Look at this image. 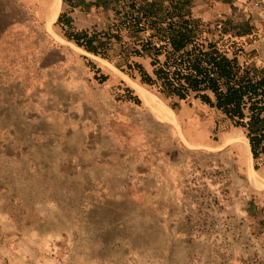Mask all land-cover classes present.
<instances>
[{
    "label": "rangeland",
    "instance_id": "rangeland-1",
    "mask_svg": "<svg viewBox=\"0 0 264 264\" xmlns=\"http://www.w3.org/2000/svg\"><path fill=\"white\" fill-rule=\"evenodd\" d=\"M75 1L76 28L107 29L110 11ZM51 3L0 0V264H264V161L252 160L250 185L245 145L231 141L243 132L197 99L172 109L176 99L67 41L57 18L46 28ZM196 4L212 31L223 19L241 61L264 65L228 0ZM206 216L234 232L198 235Z\"/></svg>",
    "mask_w": 264,
    "mask_h": 264
},
{
    "label": "trees",
    "instance_id": "trees-1",
    "mask_svg": "<svg viewBox=\"0 0 264 264\" xmlns=\"http://www.w3.org/2000/svg\"><path fill=\"white\" fill-rule=\"evenodd\" d=\"M61 2L70 9L60 12L56 23L67 41L111 62L164 99H176L172 109L193 98L219 112L244 133L258 169L264 161V65L241 61V48L225 31L216 34L196 16L190 0H89L112 13L104 31L76 28L70 15L76 1ZM115 44L118 51L111 55ZM88 63L99 82L107 79ZM125 94L139 102L130 87Z\"/></svg>",
    "mask_w": 264,
    "mask_h": 264
},
{
    "label": "built area",
    "instance_id": "built-area-1",
    "mask_svg": "<svg viewBox=\"0 0 264 264\" xmlns=\"http://www.w3.org/2000/svg\"><path fill=\"white\" fill-rule=\"evenodd\" d=\"M228 2L233 14L239 17L248 30L254 32L256 44L264 53V0H228ZM224 27L225 22L223 19H219L214 23L213 30L216 33H221ZM210 206L212 208H219V204H210ZM201 223L205 228L196 229L198 235H207L212 230V227L213 229H217L223 225H225L224 230L234 232L231 226L211 220L208 216L203 217ZM235 234H238V232L235 231Z\"/></svg>",
    "mask_w": 264,
    "mask_h": 264
},
{
    "label": "bare ground",
    "instance_id": "bare-ground-1",
    "mask_svg": "<svg viewBox=\"0 0 264 264\" xmlns=\"http://www.w3.org/2000/svg\"><path fill=\"white\" fill-rule=\"evenodd\" d=\"M60 5H61V0H52L49 10L45 16V20H46L45 27L46 28H49L50 24L53 21H55V19L57 18L59 11H60ZM135 87L138 93L141 95V97H143V99L153 109L157 118H159L162 121H168V122L175 121L176 116L170 108L166 107L162 102L156 99L154 95L144 90L140 85H135ZM238 137H239L238 139L236 140L231 139V141H237V140L243 141L245 148H246V160H245L244 167H243L245 170V176L250 185L256 186L258 185L260 178L258 177L257 171L252 166L253 164H252V158H251L248 141L243 133H241Z\"/></svg>",
    "mask_w": 264,
    "mask_h": 264
},
{
    "label": "crops",
    "instance_id": "crops-1",
    "mask_svg": "<svg viewBox=\"0 0 264 264\" xmlns=\"http://www.w3.org/2000/svg\"><path fill=\"white\" fill-rule=\"evenodd\" d=\"M227 2V1H226ZM226 2L225 3H221V2H216L217 4L221 5V7H225L226 6ZM197 0H194L193 1V4H195L193 7H192V11L193 13L198 16V17H201L203 18V14L199 12V8L200 6H197ZM74 10V9H73ZM73 10L70 12V15L72 16L73 15ZM207 253L203 255V257L205 259H210V258H213V254L210 253L209 251H206Z\"/></svg>",
    "mask_w": 264,
    "mask_h": 264
},
{
    "label": "water",
    "instance_id": "water-1",
    "mask_svg": "<svg viewBox=\"0 0 264 264\" xmlns=\"http://www.w3.org/2000/svg\"><path fill=\"white\" fill-rule=\"evenodd\" d=\"M57 20V19H56Z\"/></svg>",
    "mask_w": 264,
    "mask_h": 264
}]
</instances>
